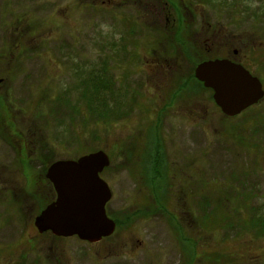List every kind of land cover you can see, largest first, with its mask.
<instances>
[{
	"label": "rangeland",
	"instance_id": "obj_1",
	"mask_svg": "<svg viewBox=\"0 0 264 264\" xmlns=\"http://www.w3.org/2000/svg\"><path fill=\"white\" fill-rule=\"evenodd\" d=\"M78 1L0 0V47L22 34L33 39L29 46L15 45L16 65L21 62L9 92H0L10 94L0 104V264H264V236L249 227L264 217V97L227 118L211 92L183 80L192 78L197 62L168 60L185 48L161 44L162 36L173 44L176 30L168 36L159 28L154 10L114 3L111 10H93ZM209 1L211 7L234 5ZM182 11L188 19L193 14L197 28L178 30L176 40L198 37L207 58L219 47L237 49L264 90V25L243 26L247 10ZM178 15L186 20L185 13ZM223 25L231 33L218 48L208 41L206 49V35ZM115 44L126 51L125 61L112 56ZM84 78L90 80L86 98L78 89ZM159 138L173 184L166 213L157 210L142 173L153 165L143 143ZM98 151L111 161L101 174L113 193L107 214L115 223L124 217L130 222L96 245L39 234L35 219L55 198L46 178L50 166ZM210 193L216 200L224 195L232 228L200 223L199 207L213 209ZM183 238L195 242V260Z\"/></svg>",
	"mask_w": 264,
	"mask_h": 264
},
{
	"label": "water",
	"instance_id": "obj_2",
	"mask_svg": "<svg viewBox=\"0 0 264 264\" xmlns=\"http://www.w3.org/2000/svg\"><path fill=\"white\" fill-rule=\"evenodd\" d=\"M195 78L214 92V102L228 118L239 116L264 97L261 81L227 60L200 63ZM110 165V158L103 151L52 164L46 178L57 197L35 219L38 232L65 239L77 237L89 244L112 237L117 225L106 207L113 193L101 178Z\"/></svg>",
	"mask_w": 264,
	"mask_h": 264
},
{
	"label": "flooded vegetation",
	"instance_id": "obj_3",
	"mask_svg": "<svg viewBox=\"0 0 264 264\" xmlns=\"http://www.w3.org/2000/svg\"><path fill=\"white\" fill-rule=\"evenodd\" d=\"M144 1H147L144 4ZM222 2L224 0H221ZM233 7L232 8H228V7H224V4H222L220 2V4H216L214 7H211L210 5V1L209 0H86V6L90 5L92 6L91 9L93 10H111V4H121V5H126V6H130L129 10H154V13H156L159 18H156L159 22V28H164L166 30H168L169 32L167 33L168 36H171V32L175 31V33L180 30V29H184L185 31H190L191 29H196L197 27H195L196 23L193 21V14H192V18L188 19L187 18V14L186 12H183L182 10H247V13L244 14V18H246V20L244 22L246 23H242L243 26H246V24L249 25H259L262 26L264 25V5L262 6V2L261 0L255 1V0H233ZM77 3L79 4V1L77 0ZM201 3V4H200ZM147 5V6H144ZM210 5V6H208ZM229 5V4H227ZM209 8H207V7ZM200 7H202L200 9ZM238 7V8H237ZM259 7H261V9H259ZM79 10V6L77 7ZM71 7H65V10H71ZM174 12H173V11ZM256 10V11H255ZM48 11V10H46ZM176 12V13H175ZM177 13H185V18L186 20H184V18L181 15L176 16ZM156 15V16H157ZM189 15V14H188ZM162 19H161V18ZM127 18V17H126ZM24 22L21 23L22 26L25 25L26 21L28 24L30 21V17L29 18H24ZM15 17L13 16L12 21H10V25L9 27L12 29V33L11 36H15L16 35V25H15ZM191 20L193 22H191ZM248 21V23H247ZM262 24V25H261ZM32 28L34 29V23L31 26V28H28L27 30L30 32L32 30ZM20 27H17V30L19 31ZM226 29H229L227 26L223 25L222 27H218L216 31L209 34L210 38H208V34L206 35L205 38V47L206 49H208L209 47L206 46L208 41H212V45L217 46L216 43L218 42H223V37H228V35L231 32H228ZM210 31V29H208ZM175 33L173 36V44L167 40V37H163L162 39L163 41L161 42V44H165L166 46H171L172 50H178V48H185V50L182 51V53H179L178 55L174 56V57H170L169 59L170 61L173 62H197V63H202V62H206V61H214V60H227L230 61L236 65H240L243 68H245L247 71H249L253 76H255L253 74V72L251 70H249L245 64L243 63L242 59L240 58V52L235 49V48H228L226 52L222 51L221 48H218V54L217 56L210 58V57H206V56H202V49H203V45H198V43L201 42V40L198 37L193 36L192 34H186L185 40L182 41V39H175ZM30 37L28 36V39L22 34L20 37H15L12 39V41H5L4 43L1 44L0 47V92L2 89H4V91L9 92L7 84H10L12 82V78L11 75L12 73L16 72L15 68L19 65V63L21 62L19 60L18 65H16L17 60L16 59V55L12 52L15 51L16 48V44H18V47H23V46H29L28 44L30 43ZM120 42H122V38L120 39ZM66 43L65 41H62L61 43H59L61 45V50L64 51L66 48ZM194 45V46H193ZM70 46H72L70 44ZM118 45L115 44L114 49H118L117 48ZM200 47V48H199ZM230 47H235V45L233 43L230 44ZM193 48H195L196 50L194 51ZM217 48H212L216 49ZM10 50V51H9ZM121 50L123 49H118V52H113L114 54H112L113 57L118 58L121 57V59L123 61L126 60V51L123 50L121 53ZM196 52V54L194 53ZM206 53V52H205ZM78 56V54H75ZM130 58L134 57V54H130L129 55ZM20 58V57H19ZM70 59V57H69ZM111 59V58H110ZM120 59V58H119ZM120 59V60H121ZM112 60V59H111ZM256 77V76H255ZM262 83V82H261ZM263 85V84H262ZM5 94V98L0 97V101H1V105L3 106V102L6 100V97H9L10 94L9 93H1V96ZM260 103V102H259ZM185 174H187L184 171ZM50 183V182H49ZM51 184V183H50ZM51 186L53 187V185L51 184ZM54 190V188H53ZM55 193V198L56 199L57 195L56 192L54 190ZM46 234H51V233H46ZM105 240V239H103ZM102 240V241H103ZM101 241V242H102ZM86 243V242H84ZM89 244V243H88ZM98 244V243H97ZM90 245H96V244H90ZM25 260V259H24Z\"/></svg>",
	"mask_w": 264,
	"mask_h": 264
},
{
	"label": "trees",
	"instance_id": "obj_4",
	"mask_svg": "<svg viewBox=\"0 0 264 264\" xmlns=\"http://www.w3.org/2000/svg\"><path fill=\"white\" fill-rule=\"evenodd\" d=\"M199 63H197L195 65V67L193 68L192 70V78H187V79H183L184 81H186L187 83H191L193 84L194 87H197V88H202V90H205V91H208L209 93L211 92L212 94V100L214 101V98H213V92L212 90L210 89H207L204 87L203 83L199 82L196 78H195V69L197 67ZM90 86V80L89 78H84L83 80H81V83H80V86L78 87V89L81 91V97H84L86 98L87 94H90L88 92V88ZM200 88V89H201ZM190 89V87H189ZM194 89V88H193ZM189 93V92H188ZM210 94V96H211ZM83 95V96H82ZM96 95H98V92L96 91ZM97 111V110H96ZM148 143H150L148 145ZM152 143H154L153 141L152 142H144V147L141 149L142 152H144L147 148V146H149L148 148V151H151L152 153V158H153V165L150 167V171H149V166L148 168L144 169V174H146V180H147V189L150 188L151 190V195H152V198L154 200V205L156 206L157 210H163L165 213H166V208L165 206L168 205L170 203V201H172V199L169 198V195H168V192L171 193V188H172V174H171V168H169V166L167 165L166 163V158H165V155L163 153V150H162V144H163V141H162V138H159L155 141V145H153ZM150 153V152H149ZM141 158H145V156L141 157ZM186 173L187 171L184 170ZM188 174V173H187ZM187 180V178H186ZM174 185H175V182H174ZM210 198H208L210 201H213L212 204H213V209H214V212H213V209H211L212 211L210 213H206V209L203 210V208L205 207H202L200 208L199 207V210L200 212H203V216L201 218V224L204 223L206 227L210 228L212 225H214V229H218L219 227H224V229H226L227 227L228 228H232V224H229V223H226L228 222L227 218H229V216H227L226 214H228V212L224 209L225 206H224V200H223V197L224 195L222 193L219 194L218 196V200H216V198L213 197V195L210 193ZM172 196V194H171ZM230 198V197H228ZM226 198V200L228 199ZM216 201V202H215ZM144 202L146 203L145 199H144ZM213 212V213H212ZM211 214H214V215H211ZM116 221L118 219L114 218ZM172 221L176 222L178 219L177 217H175L173 215ZM246 220V219H245ZM248 220V219H247ZM258 220H262L263 222H260L258 224H250L249 227L252 229V233H254L255 235L257 236H264V217L262 216V218H259V219H256V220H253L251 222H257ZM130 220L128 217H124V218H121L120 220H118L116 223H117V230L120 228V225H127L126 223H129ZM203 224V225H204ZM176 227H178L180 229V226L178 224H175ZM245 228V227H243ZM255 229V230H253ZM180 231V230H179ZM56 240H63V238H57L55 237ZM183 241H186L188 243H185V245L187 246H191L192 247V254H190L191 256H193V260H195L197 258V248L195 246V242L188 239H182ZM220 262H223V259L222 261H216L215 264H219ZM225 262V261H224ZM33 264H37V262L35 261ZM190 264V262H189ZM193 264V262H192Z\"/></svg>",
	"mask_w": 264,
	"mask_h": 264
}]
</instances>
